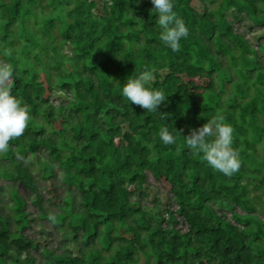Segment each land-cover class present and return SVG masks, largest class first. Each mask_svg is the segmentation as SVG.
Masks as SVG:
<instances>
[{
  "label": "trees",
  "instance_id": "1",
  "mask_svg": "<svg viewBox=\"0 0 264 264\" xmlns=\"http://www.w3.org/2000/svg\"><path fill=\"white\" fill-rule=\"evenodd\" d=\"M173 2L189 30L176 52L151 0H0V63L30 109L0 152V264H264V39L240 31L264 29V0ZM145 70L164 121L122 95ZM217 112L241 160L231 177L184 140ZM149 178L165 201L146 204Z\"/></svg>",
  "mask_w": 264,
  "mask_h": 264
},
{
  "label": "clouds",
  "instance_id": "2",
  "mask_svg": "<svg viewBox=\"0 0 264 264\" xmlns=\"http://www.w3.org/2000/svg\"><path fill=\"white\" fill-rule=\"evenodd\" d=\"M151 3L152 12L158 16L156 23L161 29L160 40L172 51H179L180 41L189 35V30L174 11L173 0H151ZM4 55L11 56L12 50L5 49ZM12 77V66L0 63V152L8 150L10 140L24 134L30 120L29 106L24 105L12 94L10 86ZM153 79V73L148 70L143 71L136 78H128L123 85L122 95L131 104L155 113L160 120L164 121L168 118V114L160 113L157 109L166 101L165 93L161 89L148 86ZM182 131L183 129L177 132L180 134ZM233 133L234 128L225 123V117L217 112L201 127L190 129L184 140L193 155L203 153L202 158L210 167L231 177L241 167L239 154L231 147ZM159 137L164 145L176 144V137L169 131L166 124L160 129Z\"/></svg>",
  "mask_w": 264,
  "mask_h": 264
},
{
  "label": "rangeland",
  "instance_id": "3",
  "mask_svg": "<svg viewBox=\"0 0 264 264\" xmlns=\"http://www.w3.org/2000/svg\"><path fill=\"white\" fill-rule=\"evenodd\" d=\"M240 31L246 37V39H249L252 42L253 47L255 49L259 46V43L261 42V40L264 39V29H262V30H253V29H251V25L249 24V22L242 23L241 27H240ZM71 50H72L71 46L67 45L65 47V53L69 54V53H71ZM62 99H65V96L62 93H55L52 96V100L54 101L55 104H57ZM149 179H150V184H153V187H155L156 189H154L155 191L149 190L151 195L145 201L146 204L148 206H150L151 202L154 200L156 195L158 196V198H161L163 201H165L166 200V195L161 193L162 188H159L158 183H157V185L154 186L155 182L151 178H149ZM49 187H50V184H49ZM42 193L45 194L46 191H43ZM46 197H50V195L46 193ZM226 205L227 204H223L222 208L226 209L227 208ZM217 207L220 208L221 207V203H218ZM33 210H34L33 207H30V211L33 212ZM37 222H39V221L37 220ZM33 226H34L33 228L35 229L34 231H36V233L34 234V237L39 238V239L46 237V235L48 233L47 229H45V228H43V227H41L39 225H34L33 224ZM34 231L31 230L30 233H34ZM43 233H45V234H43ZM70 247H71V250L76 255L79 254V248H80L79 244H76L75 242H73L70 245Z\"/></svg>",
  "mask_w": 264,
  "mask_h": 264
}]
</instances>
